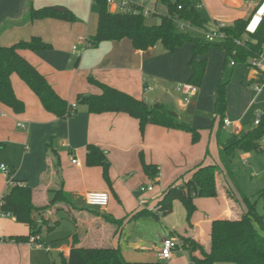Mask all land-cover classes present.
<instances>
[{"label": "crops", "instance_id": "1", "mask_svg": "<svg viewBox=\"0 0 264 264\" xmlns=\"http://www.w3.org/2000/svg\"><path fill=\"white\" fill-rule=\"evenodd\" d=\"M192 2L208 21L209 28L217 24L226 26L238 18L252 16L248 29L254 31L264 15V0ZM30 5L35 8L66 6L74 12L76 20L45 18L22 23ZM81 9L80 3L71 0H0V44L10 46L33 36H40L52 44L49 50L23 49L20 53L45 75L61 97L70 104L76 103L75 113L58 117L44 108L39 97L17 74L12 75L15 93L25 102L26 109L23 113H15L0 103V166L5 164L9 168L6 172L0 167V205L11 180L31 186L33 202L38 207L49 203L50 189H60L64 185V193L71 204H56L50 223L57 222L59 226L67 220L74 225V231L63 237V242L55 248L41 235L50 251L33 247L28 242L2 241L0 247L10 244V255L16 253L12 250L18 251L22 247L31 259L35 251L52 253L54 249L68 256L74 244L120 247L124 258L135 264H193L190 251L183 246L180 236L192 237L209 250L212 221L224 216L239 218L246 211L245 203L230 199L218 182L217 197L196 200L192 225L188 223L187 210L181 201L175 200L172 212L164 216L158 215L157 203L170 185L184 184L199 166L216 164L225 167L220 159V149L226 144L224 135L219 138L222 128L234 127L229 133L232 136L250 131L242 116L232 120L227 109L226 117L232 123L225 125L215 113L218 84L224 81L227 66L234 67V74L238 64L228 62L225 51L211 48L203 84L186 104L176 86L188 82L191 76L193 50L190 43L173 52L164 50L160 44L138 50L128 38L89 47L87 38L97 31L99 7L96 13L93 4L88 6L86 2L83 13ZM167 12L165 8V14ZM198 31L203 36L204 31ZM75 46L78 49L75 50ZM211 70L215 77L207 87ZM248 75L250 79L258 80L260 74L253 68ZM89 77L150 103H165L182 120L199 129L200 141L193 143L188 131L153 124L146 127L143 135L139 121L124 112L90 113L87 106L76 101L79 93H102ZM228 88L227 82V94ZM19 122L26 124V128L20 127ZM49 144L60 156L59 169ZM90 144L98 146L110 161L111 184L105 180L102 166L86 163ZM142 155L148 164L159 168L154 179L145 173ZM74 157L78 158L79 164L72 162ZM142 185H153V190L142 191ZM156 186L160 188L155 193ZM93 191L108 192L109 205L90 206L86 196ZM138 191L148 195H139ZM201 201L207 207L202 216L198 215V209H204ZM220 207L224 211L218 210ZM38 211L34 215L40 221L42 216ZM142 211L148 213L141 214ZM44 216L50 218L47 214ZM29 232L27 225L16 222L13 217H0V235H27ZM166 237L175 238L181 247L174 251L171 259L162 260L159 251ZM195 255L201 256V252L196 251Z\"/></svg>", "mask_w": 264, "mask_h": 264}, {"label": "trees", "instance_id": "2", "mask_svg": "<svg viewBox=\"0 0 264 264\" xmlns=\"http://www.w3.org/2000/svg\"><path fill=\"white\" fill-rule=\"evenodd\" d=\"M99 7L98 27L95 34L89 36V47H98L105 41H119L128 38L135 49L148 50L162 45L166 51L173 52L187 43L192 45V59L190 60L191 76L188 82L201 87L205 78L208 53L216 47L225 51L227 61L238 63H252L264 52V15L254 31L248 29L252 16L236 19L229 25L222 27L227 35L220 41H209L203 36H195L187 31L177 29L175 18L190 22L194 27L211 30L208 21L201 15L192 0H159L165 6L167 14H154L145 17L143 14L126 12H112L107 0H93ZM159 18L155 22L154 18ZM56 18L65 21H75L76 15L69 8L57 11L54 6L35 8L30 5L28 14L22 23L36 19ZM248 39V40H246ZM52 44L40 36H33L29 40H21L13 45L0 44V103L10 107L15 113H23L25 102L14 90L12 75L17 74L39 97L44 108L58 117H68L72 112L71 104L61 97L52 84L36 66L21 55L20 50L32 51L49 50ZM89 81L101 88V94L79 93L76 101L85 105L90 113L124 112L139 121L140 130L145 134L148 125H159L167 128L180 129L192 134L193 143L200 141L201 134L197 127L182 120L178 113L170 109L165 103L148 102L139 99L128 92L100 82L93 77ZM227 82L220 81L217 89L215 113L220 123L224 124L227 110ZM264 136V113H261L260 124L250 131L242 133L232 142L220 149L221 162L230 170L228 159L234 157L238 151L258 149ZM49 150L55 158L57 169L61 159L51 144ZM141 162L145 173L155 178L159 168L148 164L143 155ZM86 163L90 166H102L104 178L108 184L110 179V161L104 152L96 145L87 147ZM218 165L199 166L192 177L184 184L170 185L161 200L157 203L158 215L172 212L174 201L179 200L187 210V220H191L197 209V198H213L218 196L217 171ZM234 178V177H233ZM51 203L63 201L71 202L64 193V185L60 189H50ZM246 211L237 219L218 218L211 223L210 248L206 250L202 244L192 237L180 236L183 246L190 251L193 264H264V215L257 211V202L242 194ZM33 202V188L24 182L11 180L7 192L3 195L0 205L1 213H10L17 222L27 225L30 229L27 235L4 236V242L27 243L31 236L41 235L43 231H52L57 222L47 223L37 220L35 212L40 210ZM148 211H142L146 214ZM109 217V216H107ZM200 251L201 256L195 252ZM54 264H135L128 262L120 247H82L74 244L68 256L60 254V261Z\"/></svg>", "mask_w": 264, "mask_h": 264}, {"label": "rangeland", "instance_id": "3", "mask_svg": "<svg viewBox=\"0 0 264 264\" xmlns=\"http://www.w3.org/2000/svg\"><path fill=\"white\" fill-rule=\"evenodd\" d=\"M71 1L80 3V6L82 8L81 12L85 10L84 5L86 2H88V6L92 3L93 11L96 13L98 12V5L92 0ZM61 7L67 8L66 6ZM162 9L164 10H162L163 13H165V6H163ZM153 20L155 22H159L160 19L157 17ZM186 31L191 35H202V32L198 30L187 29ZM233 68L234 67L229 64L227 66L226 75L223 78L225 82H228L229 86L227 94V115L232 120L239 119L242 116L243 121H245V123L249 127L248 129L252 130L257 127V125H255V121L258 118L259 112L264 113V88L260 92H258L255 90L254 86L257 84H262L264 78L260 74L258 76V80L250 79L248 74L250 70L253 69L250 64L238 63L235 68L234 74H232ZM214 77V71L211 70L207 79V87L210 86L211 80H213ZM233 128H222L219 131V138L223 137L224 135V143L228 144L238 137L229 134L230 131L233 130ZM0 154H2L1 149ZM228 165L230 167V170L227 169L226 166L221 167L220 165H218L219 167L217 171V190L219 182L223 190L230 197V199H238V201H242V203H244L242 199V194L244 193L251 199L252 202H257L258 213L264 215V149H260L258 147V149H253L251 151H238L234 157L228 160ZM233 176L234 179L232 178ZM159 188V186H156L155 193L158 192ZM138 193L139 195H148V193L145 194L140 191H138ZM49 196L51 200V194H49ZM201 199L208 200L209 198L203 197ZM50 200L48 204L42 206L41 209L38 211V215L42 216L41 219L46 220L47 223H50L52 220L51 217L54 215V206H56V204L60 202L64 203L63 201L51 203ZM201 204L202 206H204V209L200 208V211L198 209V215L202 216L204 210H206L205 208L207 207L203 205L204 201H201ZM218 210L224 211V208L220 207V209ZM44 214H47L48 216H50V218H45ZM160 216L164 215L160 214ZM224 217L226 218L227 216ZM161 223L163 224V222ZM73 231L74 225L70 221L65 220L62 221L59 226L54 228L49 233L47 231H43L41 235L44 241H48V243L51 244L53 248H55L56 245H59L63 242V237H66L67 235H69V233ZM262 232L264 233L263 230ZM10 247L11 245L8 243H6L5 246L0 247L1 264H54L55 262L58 263L60 261L61 253L56 249H54L52 253H46V251L44 250L35 251L31 259L27 256V251L22 250V247H20L18 251L12 250L16 253L10 255Z\"/></svg>", "mask_w": 264, "mask_h": 264}, {"label": "built area", "instance_id": "4", "mask_svg": "<svg viewBox=\"0 0 264 264\" xmlns=\"http://www.w3.org/2000/svg\"><path fill=\"white\" fill-rule=\"evenodd\" d=\"M110 10L112 12H126L132 14H143L145 17H151L154 14H165L163 13V5L159 0H107ZM168 13V12H167ZM166 13V14H167ZM175 23L177 29L180 31H186L187 29L199 30V28L194 27L190 22H186L179 17L175 18ZM224 24H217L211 30H202L203 37L209 41H220L226 39L227 35L222 31ZM248 40V39H246ZM74 49H78L76 46ZM80 54V52H79ZM234 64V63H233ZM251 66L263 76L264 78V52L257 59L252 60ZM255 90L260 92L264 88V79L262 84H257L254 86ZM176 90L183 95L184 102L188 104L191 99L198 93L199 87L190 82L178 83ZM76 108V103L71 104L72 112ZM261 121V113H259L258 118L255 121V124L258 126ZM229 118L224 119L225 125H231ZM22 128H26V124L19 122L18 124ZM259 148L264 149V136L261 138L259 143ZM73 163L79 164L78 158L74 157L72 160ZM1 169L8 171V167L5 164H2ZM142 191H151L153 190V185H142ZM86 201L90 206L95 207H106L110 203V194L106 191H93L89 192L86 196ZM11 217L10 213H1L0 217ZM4 236L0 235V242L3 241ZM28 243L36 248L45 249L50 251L51 248L44 244L41 239V235L31 236ZM181 244L178 240L172 237H166L163 242L161 249L159 251V258L162 260H169L172 258L175 250L179 249Z\"/></svg>", "mask_w": 264, "mask_h": 264}, {"label": "water", "instance_id": "5", "mask_svg": "<svg viewBox=\"0 0 264 264\" xmlns=\"http://www.w3.org/2000/svg\"><path fill=\"white\" fill-rule=\"evenodd\" d=\"M55 9H56L57 11H64V10H65V8H64V7H60V6H58V7H55Z\"/></svg>", "mask_w": 264, "mask_h": 264}]
</instances>
